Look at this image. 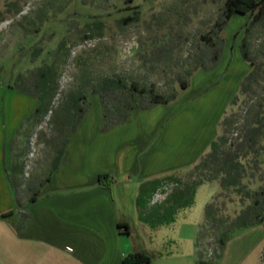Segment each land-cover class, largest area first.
<instances>
[{
    "label": "crops",
    "instance_id": "crops-1",
    "mask_svg": "<svg viewBox=\"0 0 264 264\" xmlns=\"http://www.w3.org/2000/svg\"><path fill=\"white\" fill-rule=\"evenodd\" d=\"M239 48L225 45L213 70L223 67L222 77L198 72L184 103L137 112L116 129V140L88 137L78 125L66 160L39 190L23 228L20 213L29 201L21 183L24 130L15 121L23 101L9 121L0 106V264H122L136 252L151 264H198L205 217L191 212L192 188L182 175L208 151L250 72ZM168 183L181 185L165 192ZM263 247L264 225H258L233 237L217 264H261Z\"/></svg>",
    "mask_w": 264,
    "mask_h": 264
},
{
    "label": "rangeland",
    "instance_id": "rangeland-1",
    "mask_svg": "<svg viewBox=\"0 0 264 264\" xmlns=\"http://www.w3.org/2000/svg\"><path fill=\"white\" fill-rule=\"evenodd\" d=\"M222 4L223 0H209L206 4L201 3V0H0L2 116L4 117L3 107H6L9 121L13 118L17 102L23 101L22 107L15 110L17 118L20 116V120L15 121L22 128L26 119L34 113L30 101H35L37 107L38 99L24 93L18 86V81L21 75H27L29 70L41 66L43 60L54 62L58 70L59 89L52 107H56L63 93L82 83L84 78L114 73L135 76L144 74L147 76L148 85L154 83L160 91L170 93L172 87L169 83L174 74L167 69L166 64L184 63L190 46L195 45L200 34L217 18ZM246 21L243 17L230 20L222 35L228 48L231 45L233 48L241 46ZM63 39L67 45L66 49L55 61L51 60L49 53L54 51ZM169 41L171 45L180 46V49L174 52L175 57L163 61L165 66L162 63L154 70L149 66L142 67V53H149L152 58H157L163 54V50L157 45ZM248 41L254 63H264V23L252 29ZM35 47H43V53L33 61ZM164 68L167 73L163 72ZM213 70L203 73L210 75ZM213 73L222 77L223 67ZM261 76L252 92L240 96L236 104L231 106L232 100L240 91L239 87L238 93L225 111L227 115H232L233 120L226 133L228 147L247 139L250 129L256 126L257 118L264 117V71ZM174 88L179 92L177 100L184 103L187 99L186 92L181 91L178 85H174ZM88 101L89 110L79 123L87 129L88 137L116 140V129L134 119L111 130H104L99 96L89 93ZM49 118L50 113L41 122L30 124L22 132L24 141L19 153L23 157L21 183L24 187L33 176H37L39 182L52 168L53 157L50 156L49 145L58 132L49 124ZM220 133L218 127L217 135ZM261 141L264 143L263 139ZM191 169L182 175L185 187L198 178L197 175H191ZM253 172L255 179L245 181L250 184L252 190L262 185L260 179L264 176L263 155L259 158L258 168L251 171ZM180 185L168 183L164 191L170 192ZM221 193L217 182L199 186L191 212L195 217L199 214L203 220L206 205ZM182 199L187 201V194L183 195ZM248 203V200H243L231 188L223 192L222 196H218L217 206L222 210L223 216L234 219ZM138 204L142 207L144 201Z\"/></svg>",
    "mask_w": 264,
    "mask_h": 264
},
{
    "label": "trees",
    "instance_id": "trees-1",
    "mask_svg": "<svg viewBox=\"0 0 264 264\" xmlns=\"http://www.w3.org/2000/svg\"><path fill=\"white\" fill-rule=\"evenodd\" d=\"M208 1L201 0V3L206 4ZM0 15H2L1 11ZM233 17H243L247 20L240 51L250 66V72L242 80L240 91L231 102L232 106L236 104L240 96L249 95L262 78L264 63H254L248 36L255 26L264 23V0H223L217 18L200 34L195 45L190 46L191 49L183 64L163 62L175 57L174 52L180 49L179 45H171L170 41L157 45L163 50V54L157 58H152L149 53H142L140 59L142 67L149 66L154 70L163 63V66L166 64L167 69L174 74V78H171L169 83L172 87L170 93L160 91L154 83L148 85L147 76L144 74L135 76L114 73L96 78H84L82 83L63 93L56 107H52L59 89L58 70L55 63L43 60L41 66L29 70L27 75H21L18 86L24 93L38 99V106L26 119L22 129L26 130L30 124L41 122L50 113L49 124L54 126L58 133L51 139L49 145L50 156L53 157L52 168L39 182H37L38 177L33 176L27 185L29 201L28 206L24 207L20 213V228H23L30 220L29 206L36 202L41 187L66 160L65 148L89 110V93L99 96L104 130H111L130 122L139 111L172 104L179 94L174 85H178L181 91H185L190 87L192 78L197 72L210 71L219 65L225 48L222 35ZM66 47L63 39L58 47L49 53L50 59L55 61ZM42 53L43 47H35L32 54L33 61ZM163 72L167 73L165 68ZM231 116L227 115V112L224 113L218 126L221 133L211 142L208 151L202 155L199 162L192 167L191 175H197L198 178L189 184L192 190L187 204L193 203L196 188L211 182H217L222 193L231 188L234 189L243 200H248L249 203L234 219L223 216L222 210L217 206L218 196H222V193L206 205L205 220L200 226L196 242L200 258L198 264H217L226 244L233 237L258 225H264V176L260 179L262 185L256 189L252 190L249 187L250 184L245 183L246 180L250 182L255 179L254 172L251 173V171L258 168L259 158L264 156V143L261 141V139L264 141V117L257 118L256 126L250 129L247 139H242L241 142L228 147L226 133L233 123ZM99 181H108V176H101ZM209 250L212 251L211 256H208ZM122 264H151V260L146 254L136 252L124 258ZM261 264H264V247Z\"/></svg>",
    "mask_w": 264,
    "mask_h": 264
},
{
    "label": "built area",
    "instance_id": "built-area-1",
    "mask_svg": "<svg viewBox=\"0 0 264 264\" xmlns=\"http://www.w3.org/2000/svg\"><path fill=\"white\" fill-rule=\"evenodd\" d=\"M211 254H212V251H211V250H209V252H208V256H211Z\"/></svg>",
    "mask_w": 264,
    "mask_h": 264
}]
</instances>
